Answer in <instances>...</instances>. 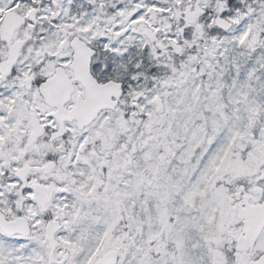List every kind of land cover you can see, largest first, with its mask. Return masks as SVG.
<instances>
[{
  "label": "snow or ice",
  "instance_id": "1",
  "mask_svg": "<svg viewBox=\"0 0 264 264\" xmlns=\"http://www.w3.org/2000/svg\"><path fill=\"white\" fill-rule=\"evenodd\" d=\"M0 264H264V0H0Z\"/></svg>",
  "mask_w": 264,
  "mask_h": 264
}]
</instances>
